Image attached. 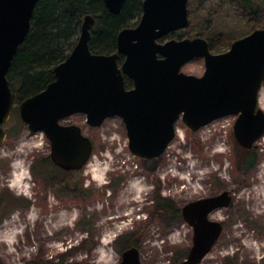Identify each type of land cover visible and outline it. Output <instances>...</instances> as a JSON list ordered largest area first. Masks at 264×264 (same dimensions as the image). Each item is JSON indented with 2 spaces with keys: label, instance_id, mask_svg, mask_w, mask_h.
Returning a JSON list of instances; mask_svg holds the SVG:
<instances>
[{
  "label": "rangeland",
  "instance_id": "obj_1",
  "mask_svg": "<svg viewBox=\"0 0 264 264\" xmlns=\"http://www.w3.org/2000/svg\"><path fill=\"white\" fill-rule=\"evenodd\" d=\"M198 1L189 0L188 7H199ZM252 1L259 6L257 16H246L232 0L204 2L214 12L210 32L264 26V0ZM209 13V8L200 9L206 17ZM195 25L177 34L190 38L206 21L197 18ZM225 43L221 53L231 47ZM204 71L202 59L182 69L197 77ZM259 106L264 111V83ZM10 120L5 130L20 120L19 109L13 108ZM235 121L224 118L193 132L179 120L176 138L164 155L142 160L130 152L121 118L108 119L96 129L85 115H74L62 124L80 126L95 148L88 164L72 175L70 194L38 175L56 170L53 162L40 165L50 158V142L44 133L23 125L19 135H8L0 144V201L6 188L19 198L0 223V264H120L127 238L139 250L142 264H176L187 258L194 237L193 227L177 212L225 191L233 197L231 205L209 216L224 230L201 264H264V138L254 146L259 164L242 172ZM160 200L170 202L168 216L158 210Z\"/></svg>",
  "mask_w": 264,
  "mask_h": 264
},
{
  "label": "water",
  "instance_id": "obj_2",
  "mask_svg": "<svg viewBox=\"0 0 264 264\" xmlns=\"http://www.w3.org/2000/svg\"><path fill=\"white\" fill-rule=\"evenodd\" d=\"M120 14L127 0H102ZM39 0H0V144L14 108V93L7 78L19 47L26 41ZM189 0H143L136 27L123 29L118 52L90 50L96 20L86 15L79 41L70 56L55 69V81L19 104L27 130L44 133L51 146V161L66 172L82 170L94 155V142L78 125L66 119L82 114L92 128L112 118L125 124L130 152L142 160L164 155L176 138L179 120L193 132L228 117H236L233 132L240 147L251 150L264 137V111L259 94L264 83V29L236 40L225 53L214 54L201 37L162 39L190 27ZM119 55L124 61L119 64ZM202 59L203 76L182 72ZM125 77L133 81L126 89ZM233 201L225 191L186 205L183 218L193 227V245L185 260L201 264L216 246L224 226L210 220L216 210ZM120 264H142L139 250L129 248Z\"/></svg>",
  "mask_w": 264,
  "mask_h": 264
},
{
  "label": "trees",
  "instance_id": "obj_3",
  "mask_svg": "<svg viewBox=\"0 0 264 264\" xmlns=\"http://www.w3.org/2000/svg\"><path fill=\"white\" fill-rule=\"evenodd\" d=\"M207 0H199L198 6L194 9L189 8L190 30L195 29L196 20L205 19L206 26L204 29L193 32L190 38L201 37L208 41L209 48L212 53L220 54L222 45L225 41L230 47L236 40L243 38L253 31L264 29V26L253 25L248 31L243 32L246 26L241 30H236L212 34L209 29L211 23L210 18L214 12L211 6H203ZM237 3L246 16L257 13L259 6H255L256 2L252 0H232ZM143 0H127L120 14L111 13L102 0H39L37 3L31 21V28L26 41L19 47L14 57L10 70L8 72V80L14 93V103H21L47 88V86L55 81L54 69L64 62L72 53L79 41L82 23L86 15H92L96 24L92 29V37L90 41V50L94 54H115L118 52L117 38L119 33L130 27H136L141 20L143 9ZM202 6V7H201ZM201 8H209V14H200ZM257 16V15H256ZM194 19V20H193ZM256 24L259 20H254ZM240 31L238 34L237 32ZM242 32V33H241ZM171 38L182 39L183 34L174 33ZM168 38L159 42L163 43ZM124 61V56L119 55L118 63ZM126 89L133 88V81L125 77ZM19 109V107H14ZM11 121V120H9ZM6 126V125H5ZM4 126V127H5ZM23 123L19 120L16 124L7 129V135H19ZM239 145V144H238ZM239 150L238 158L240 159V170L244 173L250 172L259 164V156L255 147L251 150H245L242 147ZM40 164L46 168V164L51 162V158ZM56 170L51 167V172L44 174L39 171L40 176L44 177L47 183L59 190L63 194L72 193L73 190V174L74 172H66L53 165ZM36 175L35 171L32 173ZM4 198L0 201V209L3 210L4 216L0 218V223L9 216L10 212L15 209L19 201L9 188L4 191ZM22 201V199H21ZM27 208L31 205L27 204ZM170 202L168 200H160L158 202V210L161 214L168 216ZM182 218V211L177 212ZM124 246L126 251L134 247V242L127 238L128 241Z\"/></svg>",
  "mask_w": 264,
  "mask_h": 264
},
{
  "label": "bare ground",
  "instance_id": "obj_4",
  "mask_svg": "<svg viewBox=\"0 0 264 264\" xmlns=\"http://www.w3.org/2000/svg\"><path fill=\"white\" fill-rule=\"evenodd\" d=\"M263 138H264V137H263ZM263 138H262V139H263ZM90 160H91V159H90ZM218 210H221V209H218ZM218 210H216V211H218ZM216 211H214V212H216ZM214 212H213V213H214ZM213 213H212V214H213ZM212 214H211V215H212Z\"/></svg>",
  "mask_w": 264,
  "mask_h": 264
},
{
  "label": "flooded vegetation",
  "instance_id": "obj_5",
  "mask_svg": "<svg viewBox=\"0 0 264 264\" xmlns=\"http://www.w3.org/2000/svg\"><path fill=\"white\" fill-rule=\"evenodd\" d=\"M168 40V39H167Z\"/></svg>",
  "mask_w": 264,
  "mask_h": 264
}]
</instances>
